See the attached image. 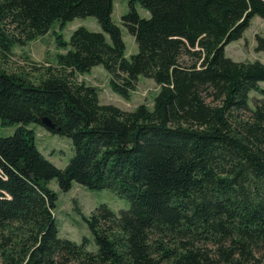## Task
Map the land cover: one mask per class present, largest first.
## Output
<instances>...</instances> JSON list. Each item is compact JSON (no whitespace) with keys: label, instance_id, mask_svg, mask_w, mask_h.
Returning <instances> with one entry per match:
<instances>
[{"label":"trees","instance_id":"trees-1","mask_svg":"<svg viewBox=\"0 0 264 264\" xmlns=\"http://www.w3.org/2000/svg\"><path fill=\"white\" fill-rule=\"evenodd\" d=\"M113 3L0 0L3 55L56 21L93 16L102 29L80 26L68 43L58 36L70 49L38 82L0 69V125H17L0 136L2 264H264V64L225 54L252 17L264 20V0H128L121 21L138 47L129 57ZM97 65L125 97L139 76L152 79V107L100 103L95 87L73 80ZM31 123L70 138L64 168L39 152ZM51 179L63 191L76 181L129 200L83 217L95 252L58 236Z\"/></svg>","mask_w":264,"mask_h":264},{"label":"rangeland","instance_id":"rangeland-1","mask_svg":"<svg viewBox=\"0 0 264 264\" xmlns=\"http://www.w3.org/2000/svg\"><path fill=\"white\" fill-rule=\"evenodd\" d=\"M137 12L143 18H148L150 13L139 3L135 5ZM128 11V0H114L111 20L121 31L125 44V56L137 52L138 47L133 35L122 25L121 16ZM85 27L92 31H102L96 17H76L71 21L61 24L56 21L49 31L41 36L31 39L24 45L12 46L10 52L3 55L0 52V69L8 72L22 73L33 82H38L47 76L46 68L57 69V55L64 54L70 46H62L58 42V36L69 42L72 32L78 27ZM109 41L108 35L105 33ZM264 39V20L254 16L249 26L243 30L242 37L231 41L225 47V54L234 61H259L264 64V50L257 49L256 37ZM101 65L91 68L85 73H75L73 80L83 81L85 84L95 87L100 103H110L121 110H132L139 104L152 107L153 99L159 90V86L150 78L138 77L135 88L128 97L115 92L110 83V74ZM264 88V82H260ZM252 99L259 98L257 92H251ZM210 101V98H207ZM253 107V100L250 101ZM17 125H0V136L11 135ZM35 132V143L37 148L47 159L58 168H64L73 155V146L70 138L53 133L37 123L29 124ZM48 188L56 193L54 207L55 223L60 238H67L77 243L83 239L87 240L86 249L95 252L97 245L83 217L88 218L94 209L101 203L106 204L112 211L117 213L120 209H127L129 200L120 195L113 188L89 189L88 187L72 181L67 191L61 190L56 179L48 182ZM0 264L2 260L0 258Z\"/></svg>","mask_w":264,"mask_h":264},{"label":"water","instance_id":"water-1","mask_svg":"<svg viewBox=\"0 0 264 264\" xmlns=\"http://www.w3.org/2000/svg\"><path fill=\"white\" fill-rule=\"evenodd\" d=\"M42 123L48 128L52 129L55 127V124L48 118V117H43L42 118Z\"/></svg>","mask_w":264,"mask_h":264}]
</instances>
